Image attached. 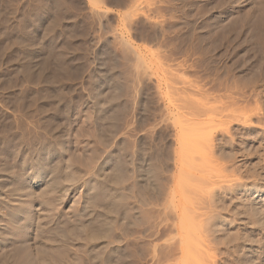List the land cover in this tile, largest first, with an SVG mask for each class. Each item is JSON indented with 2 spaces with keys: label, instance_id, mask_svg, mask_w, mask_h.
Instances as JSON below:
<instances>
[{
  "label": "rangeland",
  "instance_id": "1",
  "mask_svg": "<svg viewBox=\"0 0 264 264\" xmlns=\"http://www.w3.org/2000/svg\"><path fill=\"white\" fill-rule=\"evenodd\" d=\"M0 264H264V0H0Z\"/></svg>",
  "mask_w": 264,
  "mask_h": 264
},
{
  "label": "bare ground",
  "instance_id": "2",
  "mask_svg": "<svg viewBox=\"0 0 264 264\" xmlns=\"http://www.w3.org/2000/svg\"><path fill=\"white\" fill-rule=\"evenodd\" d=\"M28 22V21H27ZM27 24V23H26ZM26 24H25V26H26ZM24 26V27H25ZM30 26V25H29ZM49 27H50V25H49ZM48 27V28H49ZM26 28V27H25ZM48 30V29H47ZM48 34V33H47ZM26 36V35H25ZM44 36H45V34H44ZM48 36V35H47ZM23 37V36H22ZM115 38V40L118 42V44H121L122 46H123V48L124 49H122V50H124V52H126L127 54H129V55H133V57H137L138 55H137V53L136 52H134V50L132 51V47H130V44H129V42H128V40H126L123 36H121V37H119V36H116V37H114ZM115 41V42H116ZM116 42V43H117ZM107 43V42H106ZM106 46V45H105ZM118 46V45H117ZM119 47V46H118ZM130 51V52H129ZM129 52V53H128ZM112 80V79H111ZM111 89V88H110ZM109 89V90H110ZM108 90V91H109ZM97 91V90H96ZM106 94H108V93H106ZM94 95V94H93ZM104 95H105V93H104ZM103 95V93H102V91L101 92H97L94 96V98H96L97 99V104L99 105V112H97V113H99L98 114V119H100V120H102V121H104V125H102V131L104 132V134H106L105 132H107V134L106 135H108V133H113V132H115V130H116V128L119 126H117V123H118V115H117V111H116V100H117V93H115L114 91H112L111 90V94H109V96L108 97H105ZM107 96V95H106ZM103 97H105V98H103ZM62 110V109H61ZM171 111V110H170ZM172 112V111H171ZM170 115H171V113H170ZM103 124V123H102ZM117 126V127H116ZM90 129V128H89ZM118 129V128H117ZM119 132V131H118ZM117 131H116V133H118ZM101 133V132H100ZM105 135V136H106ZM115 135V134H114ZM95 136V135H94ZM101 136V135H100ZM100 136L98 137L100 140L102 139V138H100ZM105 136L103 135V133H102V137L103 138H105ZM109 136V135H108ZM64 137V136H63ZM111 137V136H110ZM108 138V137H107ZM60 139V138H59ZM65 139V138H64ZM63 139V140H64ZM95 139L97 140V138L95 137ZM109 139V138H108ZM58 140V139H57ZM63 140H60V141H63ZM101 141H103V139L101 140ZM106 141V139L104 140V142ZM110 141V140H109ZM111 142V141H110ZM109 142V143H110ZM57 143V142H56ZM63 143V142H62ZM103 143V142H102ZM106 143H108V142H106ZM108 143V144H109ZM33 144V143H32ZM56 146V145H55ZM67 146V145H66ZM105 146H107V145H105ZM69 147V146H68ZM67 150V149H66ZM54 151V150H53ZM56 151V150H55ZM68 151V150H67ZM70 153V152H69ZM51 154V153H50ZM68 155V154H67ZM60 158V157H59ZM69 158V157H68ZM73 158V157H72ZM74 159V158H73ZM44 160V159H43ZM66 160H67V158H66ZM59 161V160H58ZM63 161V160H62ZM71 161V160H70ZM72 161H74V160H72ZM68 162V161H67ZM32 163V162H31ZM59 163V162H58ZM62 163V162H61ZM70 163V162H69ZM64 164V163H63ZM112 164H115V167H113L112 166V168H116L117 169V164H118V161L115 159L114 161H113V163ZM57 165V164H56ZM59 165V164H58ZM67 165V164H66ZM54 167V166H53ZM59 169V168H58ZM54 170H55V168H54ZM64 170V169H63ZM114 170V171H113ZM111 172H109L110 173V176L112 177V178H114V180H117L118 179V175H117V171L115 170V169H113ZM35 172V171H34ZM45 172V171H44ZM48 172V171H47ZM57 172V171H56ZM63 171H61V173H62ZM67 172V171H66ZM37 173V172H36ZM39 173V172H38ZM35 174V173H34ZM50 174H51V172H50ZM59 174V173H58ZM64 175V174H63ZM68 175V174H67ZM54 176V175H53ZM75 176V175H74ZM73 176V177H74ZM16 177V176H15ZM71 177V176H70ZM19 179V178H18ZM56 179V178H55ZM61 179V178H60ZM72 179V178H71ZM74 179V178H73ZM65 180H66V178H65ZM54 181V180H53ZM69 181V180H68ZM17 182V181H16ZM20 182V181H19ZM56 182V181H55ZM60 182V181H59ZM62 182V181H61ZM177 182H180V179H179V181L177 180ZM15 183V182H14ZM53 183V182H52ZM24 184V183H23ZM47 184H49L48 182H47ZM51 184V183H50ZM55 184V183H54ZM68 184V183H67ZM22 185V184H21ZM46 185V184H45ZM61 185V184H60ZM59 185V186H60ZM107 185H108V183L106 184V186H105V181H103V180H101L98 176H93V177H91L89 180H88V183H87V189H86V191H85V196H86V201H85V203H86V205H87V208H88V210L90 211V213L92 214V219L90 220V222L87 224V229H88V232H91L92 234H91V236H94V237H96V239H94V237H93V239L94 240H98V239H100L101 237H102V239H105L106 238V236L108 235V233H109V231H110V229L111 228H109V227H107V226H105V225H103L102 223H101V221H100V219H101V214L99 213L102 209L101 208H99V206H101V204L103 203V204H107L109 201H110V203L111 202H115V204L117 203V202H119V201H117L116 199H114L115 197H113V195H110L107 191H108V189H110V188H106L107 187ZM112 185V184H111ZM110 185V186H111ZM116 185V184H115ZM114 185V186H115ZM49 186V185H48ZM58 186V185H57ZM64 186V185H63ZM117 186V185H116ZM18 187V186H17ZM67 187V186H66ZM26 188V187H25ZM114 188V187H113ZM112 188V189H113ZM50 189V188H49ZM55 189V188H54ZM114 189H116V188H114ZM113 189V190H114ZM31 190V189H30ZM65 190H66V188H65ZM64 190V191H65ZM69 190V189H68ZM117 190V189H116ZM43 191V190H42ZM51 191V190H50ZM110 191H111V189H110ZM18 192V191H17ZM31 192V191H30ZM117 192V191H116ZM19 193V192H18ZM43 193V192H42ZM53 193V192H52ZM115 193V192H114ZM117 193H119V192H117ZM117 193L115 194V195H117ZM15 194V193H14ZM17 194V193H16ZM29 194V193H28ZM36 194V193H35ZM51 194V193H50ZM113 194V193H112ZM120 194V193H119ZM118 194V197H120V195ZM53 194H51V196H52ZM64 195V194H63ZM62 195V196H63ZM66 195V194H65ZM20 196H22V195H20ZM29 196V195H28ZM47 196H48V194H47ZM46 196V197H47ZM58 196V195H57ZM44 197H45V195H44ZM48 198V197H47ZM47 198H45L46 200H47ZM53 198V197H52ZM121 198V197H120ZM44 199V200H45ZM49 199V198H48ZM117 201V202H116ZM52 202H54V201H51V203ZM63 202V201H62ZM61 202V203H62ZM109 203V204H110ZM121 203V202H120ZM59 204V203H58ZM113 205H114V203H112ZM112 204L110 205L111 206V208H113L112 207ZM119 204V203H118ZM57 206V205H56ZM110 206H108V207H110ZM118 206V205H117ZM11 207H13V206H11ZM25 207V206H24ZM55 207V206H54ZM106 207V206H105ZM102 207V208H104L102 211H104V213L106 214H108V212H107V209L106 208H108V207ZM59 208V207H58ZM57 208V209H58ZM83 208V207H82ZM55 209V208H54ZM99 209H101V210H99ZM21 210V209H20ZM26 210H27V208H26ZM59 210H61L60 208H59ZM63 210V209H62ZM108 210H110L109 208H108ZM17 211H18V209H17ZM30 211V210H29ZM58 212V211H57ZM117 217H118V209H117ZM18 214H19V212H17ZM21 213L23 214V212L21 211ZM54 213V212H53ZM56 213V212H55ZM61 213V212H60ZM113 213H114V215H113ZM120 213V212H119ZM12 214V213H11ZM14 214H16L15 213V210H14ZM18 214H17V216H18ZM21 214V215H22ZM58 214H59V212H58ZM56 215V222H55V220L54 221H51V219H49V221L50 222H46V223H49V224H43L44 226H43V228L44 227H46L47 229H49V231H47V230H45V231H47V232H51V231H53V236L55 235H58L57 233H59L58 231V229H62V231H63V229L65 230V232L67 233V235H69L71 232L73 233V232H76V231H73L74 230V226H72L71 224H68V222H67V224H66V219L64 218V217H61L60 215ZM90 214V215H91ZM12 216V215H11ZM15 216V215H14ZM29 216V215H28ZM114 216H115V211L113 212L112 210L110 211V213H109V218L110 219H112V220H114ZM16 217V216H15ZM53 217V216H52ZM55 217V216H54ZM29 218V217H28ZM50 218V217H49ZM14 219V218H13ZM31 219V218H30ZM54 219V218H53ZM69 219V218H68ZM90 219V218H89ZM103 219V218H102ZM72 220V219H71ZM115 220H116V216H115ZM31 221V220H30ZM82 221V220H81ZM104 222H107V221H104ZM75 223V222H74ZM77 223V222H76ZM75 223V224H76ZM86 224V223H85ZM105 224V223H104ZM71 225V226H70ZM81 226V225H80ZM77 229V228H76ZM86 229V230H87ZM54 230H56L57 231V233H56V231H54ZM64 232V231H63ZM56 233V234H55ZM72 233H71V236H74V235H72ZM87 233V232H86ZM49 235H50V233H48ZM51 234H52V232H51ZM64 234V233H63ZM63 234L61 235V236H63ZM74 234V233H73ZM66 235V234H65ZM51 236V235H50ZM59 236V235H58ZM57 236V237H58ZM61 236H59V237H61ZM65 236H63V237H61V238H64ZM103 237H105V238H103ZM67 238V237H66ZM65 238V239H66ZM58 240V239H57ZM69 242H70V240H69V236H68V239H67ZM74 240V239H73ZM72 240V241H73ZM102 241V240H101ZM64 242H65V240H64ZM74 242V241H73ZM72 243V242H71ZM23 246V245H22ZM73 246V245H72ZM19 248V247H18ZM68 248V247H67ZM68 249H70V248H68ZM97 252V251H96ZM99 252V251H98ZM63 254V253H62ZM98 254V253H97ZM96 254V255H97ZM65 255V254H64ZM95 255V256H96ZM58 256V255H57ZM63 256V255H62ZM61 258V257H60ZM62 259V258H61ZM64 259H66V258H64ZM58 260V259H57ZM121 259H119L118 258V261L119 262H121V261H123V260H121ZM65 261V260H64ZM53 262H54V259H53Z\"/></svg>",
  "mask_w": 264,
  "mask_h": 264
}]
</instances>
